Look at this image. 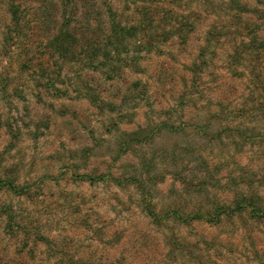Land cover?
Segmentation results:
<instances>
[{
  "label": "rangeland",
  "instance_id": "rangeland-1",
  "mask_svg": "<svg viewBox=\"0 0 264 264\" xmlns=\"http://www.w3.org/2000/svg\"><path fill=\"white\" fill-rule=\"evenodd\" d=\"M6 29L19 40L4 43ZM60 32L74 57L22 68ZM1 81L0 264H264V217L164 215L205 204L173 175L195 186L206 167L210 195L227 205L242 188L264 207V0H0ZM215 114L233 122L122 145L169 116Z\"/></svg>",
  "mask_w": 264,
  "mask_h": 264
},
{
  "label": "trees",
  "instance_id": "trees-1",
  "mask_svg": "<svg viewBox=\"0 0 264 264\" xmlns=\"http://www.w3.org/2000/svg\"><path fill=\"white\" fill-rule=\"evenodd\" d=\"M10 13L12 16V24L13 26H17L19 24V20L20 18L17 17V12L16 9L11 6L10 7ZM113 28L112 30V35L113 38H115L116 35L119 34L118 30L115 29V26H111ZM122 31V30H121ZM120 31V32H121ZM19 36L20 33L17 30L14 31H9V29H6V32L3 33V40L4 43L6 42V44H8L9 40L13 41L14 40H19ZM74 37V35L68 34L67 32L63 33L60 32L59 34H57L56 36H49V38L47 37V48L44 54L41 55H31L30 51H26V56L27 58L24 60L23 57V63H22V68H28V66H31L34 72H38V73H45L46 71H48L49 68V64H50V60H54V59H58L60 57H66L67 54L69 55V58H72L75 56V52L77 51L79 45L76 41H74V39L72 38ZM121 43V42H120ZM120 43H116V47L115 48H120L121 45ZM119 44V45H118ZM5 47V46H3ZM26 48V44L24 46ZM27 50V48H26ZM96 51V52H95ZM99 49L97 48H91L89 51L90 57H94V55H97ZM9 52V50H8ZM25 52V51H24ZM113 55L119 57V50H116L112 52ZM113 58H115L114 56H111V53L107 51V53H105L103 56H101L100 59L101 63H99L100 67L104 68V66H107L105 63L109 62L110 65L111 63L115 64L113 62ZM50 59V60H49ZM63 59V58H62ZM191 69V67H190ZM109 71H112V69H110ZM195 73V70H190V73L192 74V76L194 77L193 73ZM61 73H58V76H60ZM194 84V82H192ZM1 86L3 87L4 82L1 81L0 82ZM55 86L52 85L51 87ZM122 114V113H121ZM119 115L120 118H122V115ZM218 116H220V114H215L213 116H209L207 117L203 122V124H189V125H183L181 123H179V125H175V122H172L170 119V116L166 119V121H169V123L166 122H162L160 123V125L156 126L159 128H155L153 130L148 129V130H140L134 133L129 134L127 137H129V139L122 143V145H126L127 143L132 144L133 142H137L139 137L141 136V134L144 133H153V132H157L160 131V129H165L166 131L170 132V133H177L179 131H182L184 129V127H187L189 129H191L192 131H194L195 133H197L198 135H203L204 132H207V130L210 129V124L212 122V120H216L219 121L220 124L225 123L228 124L232 121V119L229 118V120L227 118L224 119H220ZM233 118H235V115L232 116ZM119 118V119H120ZM207 121V122H206ZM120 122V121H118ZM222 122V123H221ZM205 165V162H204ZM214 170V168H213ZM175 177V178H174ZM173 178L175 180H179L180 181V185L183 187V189H185V191H192L195 195H199L201 197V188L203 187L204 190H202V193H204V202L205 204H198L197 206H195L194 208L190 209V210H182V209H173V210H169L167 212H165L164 215H167V218L172 217L174 220L179 221V222H189V221H201L207 224H213L215 222H219V220L221 219L222 216H229V215H233L237 212L240 211H244L247 210L249 212H251L253 215L257 216V217H264V207L260 206L258 203V200L256 198L255 194H251L249 192H245L242 188L239 191H236V193H234L232 195V199L230 200L229 204H224L223 202H221L219 200V197L222 196L224 197V194L219 195V197H216L217 193H210L207 191V187L210 186L211 188H213V185L210 183V180H214V174L211 170H208V167H206V171L204 172V175H202L200 177L199 183H196L195 186L192 185L193 183L186 181V179L184 178H180V177H176V175H173ZM173 179V180H174ZM4 182L0 181V184H3ZM8 186V187H7ZM6 188L9 189V191L18 194L21 196L24 195V190L19 189V191L17 189H15V187H13L12 185H6ZM206 190V191H205ZM150 199V198H149ZM152 203L150 201L145 202L144 205V209L147 212V214L153 218V221H156V223L159 222L160 217H155L153 211L152 210ZM4 214L7 216V220L10 222L12 221V217L10 216V213L8 209H4L3 210ZM169 216V217H168ZM8 226L10 227V224H8Z\"/></svg>",
  "mask_w": 264,
  "mask_h": 264
}]
</instances>
